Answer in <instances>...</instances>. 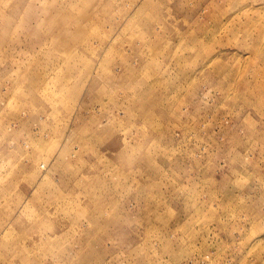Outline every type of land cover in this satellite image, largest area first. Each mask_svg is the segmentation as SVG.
<instances>
[{
	"label": "rangeland",
	"instance_id": "374dc122",
	"mask_svg": "<svg viewBox=\"0 0 264 264\" xmlns=\"http://www.w3.org/2000/svg\"><path fill=\"white\" fill-rule=\"evenodd\" d=\"M0 264H264V0H0Z\"/></svg>",
	"mask_w": 264,
	"mask_h": 264
},
{
	"label": "bare ground",
	"instance_id": "6f19581e",
	"mask_svg": "<svg viewBox=\"0 0 264 264\" xmlns=\"http://www.w3.org/2000/svg\"><path fill=\"white\" fill-rule=\"evenodd\" d=\"M58 158V156H56V159ZM42 164V163H41ZM44 165V164H43ZM42 166V165H41ZM40 169V168H39ZM37 170V169H36ZM46 172V171H45ZM43 173L42 172V174H41V177H44L45 175H46V173ZM39 179V178H38ZM42 180V179H41ZM41 180L40 181H36L35 182V185H34V187L32 188V192L33 193H35L36 192V189L38 188V186H39V184H40V182H41ZM8 244H9V242H8Z\"/></svg>",
	"mask_w": 264,
	"mask_h": 264
},
{
	"label": "crops",
	"instance_id": "0c3cea01",
	"mask_svg": "<svg viewBox=\"0 0 264 264\" xmlns=\"http://www.w3.org/2000/svg\"><path fill=\"white\" fill-rule=\"evenodd\" d=\"M8 231H9V230H6V231L4 232V234H8Z\"/></svg>",
	"mask_w": 264,
	"mask_h": 264
}]
</instances>
